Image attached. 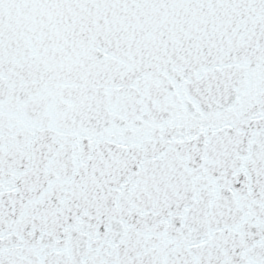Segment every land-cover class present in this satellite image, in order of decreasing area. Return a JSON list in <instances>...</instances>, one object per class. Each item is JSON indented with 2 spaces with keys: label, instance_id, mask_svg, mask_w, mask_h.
<instances>
[{
  "label": "water",
  "instance_id": "obj_1",
  "mask_svg": "<svg viewBox=\"0 0 264 264\" xmlns=\"http://www.w3.org/2000/svg\"><path fill=\"white\" fill-rule=\"evenodd\" d=\"M94 11L100 12L101 15H109L111 11V3L113 5H121L122 9L120 10L121 15H125L129 6L141 5L139 0H131L133 3L129 5L126 4L123 0H107L106 7L102 10L99 9L100 0H86ZM199 0H186L183 1L188 7H194L195 2ZM243 1V0H241ZM257 1V3H253ZM261 0H247L248 3V14L250 23H259V27L264 25V0L261 8ZM257 5V7H255ZM189 7V9H191ZM255 7V11H253ZM251 9V11H249ZM61 17L67 15L69 12V6L62 10ZM103 11V13H101ZM215 13V12H212ZM263 15V17H261ZM59 17V13L57 14ZM209 17V19H207ZM64 18V17H63ZM203 19V20H202ZM263 19V21H261ZM247 20V18H245ZM80 20L71 21L73 29H77V26ZM248 21V20H247ZM141 22L145 25H150L152 23V17L143 14ZM87 27L92 26L91 23L86 22ZM199 23H203V27L206 30L207 38H211L214 41H217V30L214 32H208L207 28L210 25L215 23L213 15L207 13L204 17L199 19ZM207 23V27H205ZM141 25V23H139ZM216 24V23H215ZM195 29L197 28L194 25ZM72 29V30H73ZM193 29V30H195ZM202 26L200 25L197 28L199 35H202ZM231 29L236 30L235 27ZM239 29V27H237ZM249 29V28H247ZM221 31V30H219ZM143 33H141L142 35ZM229 39H227V37ZM223 35V39H226L228 47L230 49L231 56H224L221 53H217V57L214 54L211 55L210 60L214 58L213 62L210 61L209 64H206L208 58L204 60L201 71L202 73H197L196 77L191 78V81L187 79L186 82L180 81L181 85L176 80L174 75L173 68H163L158 71V76L160 78L161 84L164 89L165 84L170 82L172 88L176 94H186L185 101L182 104L183 113L175 114L177 117L173 116V119L169 125H166L167 134L169 138L164 139L161 135L155 134V137L148 138L145 133L140 130L138 126V117L136 120L132 118H127L131 113V109L126 107L122 113H118L119 123L115 127V131L122 132L124 134L129 133L130 140L125 141L123 144V150L125 153L130 154L135 145L139 141L144 140L148 142L152 147H156L155 150V159L158 161H163L164 155L161 152V145L155 143V138H157L161 143L165 140L169 141L168 149V167L174 168L181 177L177 179L176 173L169 176V187H171L170 192H166L169 188L165 186V177L161 178L159 175L158 181H155V187L160 186L161 179L164 186L163 195L161 193L150 194L149 199L146 198L147 205H155L161 201V207H154L152 210L139 211L136 213V216L143 217L145 224L143 226L137 227H128L126 225L125 230L121 233L117 232H108V239L103 243L102 249L107 247H124L131 243L136 247L138 255H136L137 261L131 259L130 255L122 254L123 257H119L114 260L112 264H264V229L261 224L264 222V29L257 28L253 33L249 32L248 41L239 42L236 39V32L230 31L227 34ZM253 37V39H251ZM233 41V43H231ZM107 45H110V38L106 41ZM205 49V48H202ZM261 49V53L257 51ZM199 52V49H198ZM257 53H259L257 55ZM229 54V53H228ZM214 55V56H213ZM123 59H120L122 62ZM209 65V67H207ZM219 65V67H217ZM233 65V67H231ZM122 66V65H121ZM207 67V69H205ZM217 67V69H215ZM211 69V71H209ZM239 69L241 72L239 73ZM131 83V87L134 84V77L132 71H126ZM219 75V77H217ZM233 75V77H231ZM140 77H143L144 80L149 81V78L142 74ZM210 77V83H209ZM168 79V81H166ZM217 79V81H213ZM225 79V81H223ZM227 79H231L232 84L235 85V89L231 90L227 86ZM237 79V81H235ZM205 81V83H203ZM213 81V83H211ZM247 81V83H245ZM175 83V85H173ZM203 83V85H201ZM223 83V85H221ZM237 83L241 87H237ZM245 83V87H243ZM209 87H211L209 89ZM259 87V89H257ZM253 89V91H251ZM45 91L41 90L40 96L46 95ZM189 91V93H187ZM219 91V93H217ZM138 92V87H133L131 93L136 96ZM247 93V95H245ZM188 94V95H187ZM223 95V97H221ZM227 95V97H225ZM231 95V97H229ZM221 97V101L218 98ZM249 103V105H247ZM35 111L40 113L43 110L35 102H31V106ZM229 109V112L226 108ZM222 107L223 109H219ZM236 107V108H233ZM231 111H233L231 113ZM239 111V115H237ZM236 115H235V113ZM49 115L46 117L47 122L54 123L56 129L60 133V138L69 145V134L73 139L74 145L77 147V154L75 160H73V166L69 169V177L63 175V178L58 179L55 183L62 181L59 186L56 187V191L52 190V187L48 183L49 189H47L45 183L41 178L36 189V195L30 199V201L37 203L41 208L48 210L49 212L46 215L45 221H42L38 224L40 229V236L42 242H45L48 245V249L44 252L38 254V258H35V255L31 256L26 251L21 255V259L14 260V264H106L102 259V251L99 247H95L88 254L85 248L81 245L79 247L78 243V224L77 221L85 219V212L88 210V206L91 202V195L86 193L82 198L85 202L83 207H68L64 204L63 207L57 208V201L64 200L65 197L69 199L67 192L73 191V185L75 183H89L91 187L89 189H94L100 191L102 188L106 187L104 178L101 177L103 174V167H99L97 163V157L101 155L102 163L104 161H110L111 158L108 157L109 153L106 150L97 148L93 146V127L85 125L83 127H75L76 123L72 121V129L69 131V127H65L66 122H63V125L59 123V120H56L54 114L49 111ZM223 113V115H221ZM81 119V118H80ZM181 119V123H179ZM4 122V119L2 118ZM238 121V122H237ZM179 123V125H177ZM125 129V131H123ZM197 131L199 135H197ZM137 135V137H135ZM141 135V137H139ZM203 135V137H201ZM153 139V141H151ZM87 141V143H85ZM151 141V143H149ZM217 141V143H215ZM209 143V145H207ZM261 143V145H259ZM203 145V147H201ZM43 147V149H41ZM0 147V157L2 160L7 161L9 157L8 148ZM55 149V151H53ZM27 150L33 156L34 151L45 156L51 163L55 165L64 164L66 151L58 146L49 147L42 143H36ZM87 151V153H85ZM183 151V153H181ZM204 151H208L211 157L206 156ZM51 153V155H49ZM63 153V155H61ZM161 153V155H159ZM12 156V154L10 153ZM15 154L13 153V156ZM79 155V157H77ZM93 155V157H91ZM166 155V153H165ZM193 155V157H191ZM219 155V157H217ZM237 155V157H235ZM106 157V158H105ZM177 159V161H175ZM191 159V161H189ZM215 159L216 162L215 169H217V174L219 176V183L221 187V193L218 196V200L215 203V210L210 211L208 214L202 210L200 205L201 192L198 193V188L196 183H194V178L198 170H196L197 161L204 164L205 168H209L210 162ZM77 161V163H75ZM175 161V163H173ZM16 163V161H14ZM97 163V167H95ZM121 163V164H120ZM115 162L113 165V171L111 176L112 185V196L107 197V193L101 196L104 200L110 202L111 210L114 213H117L119 209L117 203L121 202L122 204L132 203V199L137 195L140 189L145 186L147 183L141 182L133 189V193L123 190L127 188V179L123 177V169H128L125 167L124 163H128L127 158ZM78 164V165H76ZM201 164V166H202ZM52 164H47V167H51L49 173L53 175L52 169L58 166ZM128 166V165H127ZM155 167V169H153ZM167 167V165H165ZM178 167V169H175ZM181 167V169H179ZM30 169V167H29ZM163 166L153 164L150 169L153 174H161L163 172ZM225 169V171H223ZM81 171V173H79ZM119 171V173H117ZM48 171H45V175ZM124 172V171H123ZM42 173V172H41ZM76 174L79 179L74 182H70V177L72 174ZM64 174V173H63ZM86 174L90 175V179L86 181H81ZM165 174V172H164ZM178 174V175H179ZM175 175V177H173ZM225 177V179H223ZM229 177V179H227ZM263 177V179H261ZM69 179V180H68ZM247 179V181H245ZM262 180V181H261ZM187 181V183H185ZM111 183V182H110ZM177 183V185H173ZM185 183V185H183ZM259 183V185H257ZM37 184V183H36ZM109 184V183H108ZM193 185V187H191ZM227 185V187H225ZM257 185V187H255ZM43 187V189H41ZM55 188V185L53 186ZM125 187V189H123ZM243 187V191H241ZM249 187V189H247ZM71 189V191H69ZM142 190V189H141ZM40 191V193H37ZM49 191V193H47ZM191 191V193H189ZM227 191V193H225ZM189 193L187 196L185 193ZM243 193V195H241ZM253 193V195H251ZM58 195H62L61 197ZM177 195V197H175ZM182 197V201L180 198ZM239 195V197H237ZM107 197V199H105ZM153 197V199H151ZM165 197V199H163ZM207 197L209 203L212 202V197ZM169 199V201H167ZM237 199V201H235ZM1 206L3 211H5V216H8V210L14 211L13 207L15 204V197L10 196L9 201L2 199ZM27 201V200H25ZM45 201V203H43ZM51 201V203H49ZM181 201V205L179 204ZM257 201V203H255ZM134 202V201H133ZM183 202V204H182ZM95 205L99 203L95 200ZM113 203V205H111ZM178 205L181 207L179 209H173L171 207ZM29 205V200L27 202ZM25 205V207H27ZM171 205V207H169ZM219 205V207H217ZM223 205V207H221ZM237 205V207H235ZM243 205V207H241ZM31 207V206H29ZM125 207V205H123ZM249 207V209H247ZM253 207V209H251ZM261 207V211H259ZM77 209V211H75ZM108 207L105 208L98 221L103 223L106 221L105 215L108 214ZM31 211L33 208L31 207ZM29 210V211H30ZM2 211V212H3ZM59 211V215H57ZM107 211V213H105ZM167 211V213L165 212ZM235 211V213H233ZM43 211L40 210L39 213L42 214ZM79 213V215H77ZM151 213V215H147ZM213 213V215H211ZM223 213V217H221ZM233 213V215H231ZM57 215L53 221H51L52 215ZM63 215V217H61ZM211 215V217H209ZM247 215V219H243ZM215 217V219H213ZM61 219V221H59ZM151 219V221H149ZM199 219L203 223H199ZM241 219V221H239ZM6 220V219H4ZM141 221V220H140ZM191 221V223H189ZM209 221V223H207ZM217 221V223H215ZM235 227H233V223ZM249 221V223H247ZM67 225L68 229L63 231ZM231 223V225H229ZM211 225H213V233H211ZM43 227V229H41ZM247 231H245V229ZM259 227V229H257ZM11 229V224L8 226ZM45 229L51 233L46 234ZM53 229V231H51ZM77 229V233H75ZM129 229V231H127ZM209 229V230H207ZM225 229V231H223ZM232 229V231L230 230ZM56 230V231H55ZM96 230V229H92ZM92 230H88L86 235L88 238L89 245H93L97 239L102 238L101 232L98 230L97 235H89ZM73 231V233H71ZM153 231V233H151ZM231 231V233H229ZM255 231H257V237H255ZM263 231V233H261ZM55 233V235H53ZM63 233V235H61ZM127 233V235H125ZM219 233V235H217ZM237 233V235H235ZM253 233V235H251ZM251 235V237H249ZM73 237V239H69ZM91 237V239H89ZM117 237H121L117 241ZM131 237V239H129ZM221 237V239L219 238ZM227 237V239H223ZM231 237V240H229ZM247 237V239H245ZM51 239V241H47ZM69 239V241H67ZM111 239V241H109ZM169 239V241H167ZM234 240V241H233ZM153 241V243H151ZM186 241V243H185ZM253 245H251V243ZM113 243V245H111ZM185 243V245H183ZM249 243V245H247ZM209 245H214L209 247ZM247 245V247H245ZM43 246V245H42ZM239 247L241 249H239ZM179 248V249H178ZM213 249V251H210ZM235 251V255L233 251ZM261 249V251H259ZM253 251V253H251ZM43 253L53 257V259H48L45 261L42 259ZM55 253V255H53ZM75 253V255H73ZM185 253V255H183ZM244 253H251L252 258L246 260ZM29 255V257H27ZM93 259H91V257ZM203 255V257H201ZM127 257V259H125ZM25 259V261H23ZM81 259V261H79ZM119 261V263H117Z\"/></svg>",
  "mask_w": 264,
  "mask_h": 264
}]
</instances>
